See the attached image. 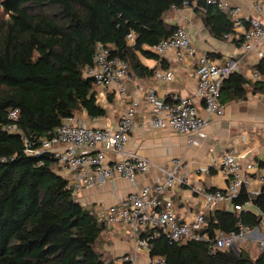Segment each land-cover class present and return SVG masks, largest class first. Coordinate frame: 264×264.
Listing matches in <instances>:
<instances>
[{"label":"trees","instance_id":"16d2710c","mask_svg":"<svg viewBox=\"0 0 264 264\" xmlns=\"http://www.w3.org/2000/svg\"><path fill=\"white\" fill-rule=\"evenodd\" d=\"M184 1L0 0L6 16L0 23V126L11 122L12 110L20 111L16 133L0 129V264H107L96 250L106 226L75 200L50 155L31 156L26 149L37 148L67 117L107 115L98 102L101 88L84 76L98 43L127 61L129 76L151 75L139 54L157 55L150 48L178 28L165 15L185 7ZM193 5L214 37L232 32L227 13L206 0ZM131 31L135 46L127 42ZM255 69L264 76V57ZM249 91L264 94V81L233 73L223 82L221 101L245 100ZM249 200L258 212L211 211L207 232L235 231L239 222L257 225L264 186L258 195L243 193L234 203ZM142 235L149 236V255L165 258V264H264V253L252 258L245 245L238 254L233 249L211 252L202 241L170 243L156 228Z\"/></svg>","mask_w":264,"mask_h":264},{"label":"built area","instance_id":"2783aa9c","mask_svg":"<svg viewBox=\"0 0 264 264\" xmlns=\"http://www.w3.org/2000/svg\"><path fill=\"white\" fill-rule=\"evenodd\" d=\"M195 0H185V7ZM255 14L246 19L239 17L241 8L233 6L228 0H206L208 5H215L227 13L233 21L231 33L224 38L235 37L246 52H258L264 57V0H248ZM234 34V35H233ZM130 46L136 44V34L131 31L127 35ZM151 50L162 55L168 50H174L176 59L180 62L196 57L197 86L195 96L203 104L204 114L189 97L174 93L169 98H161L154 90L145 93L146 104L152 114L153 128H170L176 133L186 135L189 144L197 145L205 137V129L212 117L225 114L226 105L221 101L223 82L231 74L240 72L239 58L226 60L214 59L207 52H199L186 28L178 26L175 32L166 40L152 46ZM84 76L94 80L103 90L116 89L118 95L126 98V82L130 80L129 65L125 59L113 55L103 43H98L93 58V65L84 71ZM154 76L162 82H170L174 78V70L158 69ZM260 75L253 70L250 79L257 80ZM140 107L138 100H132L121 115L115 127L91 126L70 116L63 120L55 133L40 141L37 148H27L31 156L48 154L53 158L54 170L67 181L72 196L78 201L84 190L93 189L117 179L135 181L137 176L144 174L154 166L145 156L128 151L131 132L134 128L135 115ZM19 109L9 113L11 122L0 126L1 130L16 133V121L19 119ZM256 127L253 126V129ZM255 167L252 163L243 166L241 157L233 152H225L221 158V172L227 179L224 190H203L194 186L187 166L183 159H173L171 164L156 165L161 177L152 184L143 186L106 207L98 217V222L105 226L121 225L131 231L136 238L139 249L149 253V236L142 234L148 229H159L170 243H182L185 240H195L209 243L210 251L224 249L238 250L242 245L257 246L264 253V210L259 213L258 224L250 226L239 222L235 231H219L211 236L207 229L210 224L208 213L224 207L230 202L232 211L241 212L246 206L252 205L251 200L245 205L234 203L243 193L251 194L253 178L245 171ZM206 172V168L200 169ZM264 185V177H259ZM189 186L201 197V208L191 219L182 220L173 207L172 197L168 190L176 187ZM122 264L132 261L129 255L121 257ZM107 264H118L107 261ZM165 258L150 256L149 264H165Z\"/></svg>","mask_w":264,"mask_h":264},{"label":"crops","instance_id":"0c3cea01","mask_svg":"<svg viewBox=\"0 0 264 264\" xmlns=\"http://www.w3.org/2000/svg\"><path fill=\"white\" fill-rule=\"evenodd\" d=\"M228 1L233 6L241 8L239 15L241 19L255 14L248 0ZM201 15L202 11L196 9L195 5L173 8L166 13L165 21L170 25L186 28L199 52L211 53L217 60L239 58L240 73L248 80L255 81L250 79V74L256 70L255 65L261 59L258 52H246L235 37L231 39L214 37L204 25ZM261 48L264 50V43ZM139 58L152 74L142 77L130 75V80L126 82L127 95L124 100L114 88L101 89L100 93L104 94L108 103L104 106L107 115L90 118L86 113H81L75 116L91 126L115 127L129 103L138 100L140 107L135 115L128 151L147 157L154 166L150 171L137 176L133 182L117 179L84 190L77 202L99 217L106 207L160 178L161 173L156 165L171 164L176 158L184 160L194 186L207 191L224 190L227 179L221 172V158L225 152H233L240 156L243 166L249 163L255 165L245 173L254 180L250 193L258 195L264 186L259 180L260 176L264 177V94L249 91L247 99L225 104V114L221 117H212L205 129V137L199 140V144L192 145L189 144L186 135L176 133L167 127L151 126L152 114L146 104L145 93L154 90L158 96L165 99L174 93L189 97L204 114L203 104L195 96L196 57L180 62L176 59L175 51L168 50L162 55L157 54L153 57L139 54ZM168 68L174 70L172 81L162 82L155 78L156 70ZM257 80L264 81V76H260ZM253 126L256 128L253 129ZM202 168H206L207 171H200ZM166 193L172 197L174 211L182 220L191 219L192 215L201 208V197L189 186H178ZM227 205L232 206L228 202L221 209H228ZM245 208L253 210L252 205ZM96 250L106 261L122 264L121 257L129 255L132 261L128 264H149L148 251L139 249L131 231L121 225L106 226L98 239Z\"/></svg>","mask_w":264,"mask_h":264},{"label":"rangeland","instance_id":"374dc122","mask_svg":"<svg viewBox=\"0 0 264 264\" xmlns=\"http://www.w3.org/2000/svg\"><path fill=\"white\" fill-rule=\"evenodd\" d=\"M3 19H6V16L4 15L3 13V10L0 9V23L2 22ZM98 102L104 107L106 106L108 103H107V99L105 98L104 94H101L99 93L98 95ZM228 206V205H227ZM228 209H231L232 210V206H228ZM253 210L254 211H259L256 207L253 206ZM242 248V247H241ZM244 249L247 250V252L249 253V255L252 257V258H255L256 256H258L259 254V249L257 248V246H250V247H244ZM234 250V249H233ZM235 251V250H234Z\"/></svg>","mask_w":264,"mask_h":264},{"label":"water","instance_id":"95a60500","mask_svg":"<svg viewBox=\"0 0 264 264\" xmlns=\"http://www.w3.org/2000/svg\"><path fill=\"white\" fill-rule=\"evenodd\" d=\"M234 250L237 254L239 253V250L236 247H234Z\"/></svg>","mask_w":264,"mask_h":264}]
</instances>
